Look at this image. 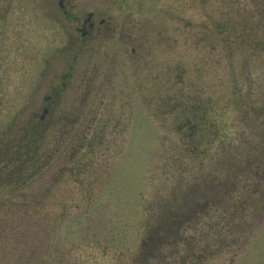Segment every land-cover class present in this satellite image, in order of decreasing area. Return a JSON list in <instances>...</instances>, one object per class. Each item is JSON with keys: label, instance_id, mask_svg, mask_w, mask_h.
Wrapping results in <instances>:
<instances>
[{"label": "rangeland", "instance_id": "374dc122", "mask_svg": "<svg viewBox=\"0 0 264 264\" xmlns=\"http://www.w3.org/2000/svg\"><path fill=\"white\" fill-rule=\"evenodd\" d=\"M69 1L78 16L108 12L106 17L123 27L124 40L109 42L92 57L94 48H84L76 31L81 23L62 12L60 1L0 0V154L10 152L6 148L31 119L37 122L45 114L53 90L70 88L48 105L57 108L44 119L51 126L47 149L59 148L57 159L21 189L28 199L0 197V264H133L150 209L184 172L176 151L194 139L191 124L209 122L210 99L224 108V69L230 64L224 24L229 20L233 30L247 25L253 35L260 30L250 19L239 22L242 14H251V3ZM255 62L251 91L257 98L264 94V59ZM243 140L239 134L233 143L240 149ZM248 140L264 149L254 137ZM243 156L237 157L241 171L247 166ZM186 160L192 168L199 165ZM202 161L208 165L207 158ZM261 164H248L249 173L264 179ZM241 171L237 178L243 181ZM261 183L256 193L255 185L249 190L256 202L250 209L251 228L241 229L240 235L231 232L238 246L220 250H238L237 256L231 263L224 255L207 264H264ZM239 185L235 203L248 195L247 186ZM35 192L44 196L33 204Z\"/></svg>", "mask_w": 264, "mask_h": 264}, {"label": "trees", "instance_id": "16d2710c", "mask_svg": "<svg viewBox=\"0 0 264 264\" xmlns=\"http://www.w3.org/2000/svg\"><path fill=\"white\" fill-rule=\"evenodd\" d=\"M231 1L237 5L251 3V14H242L239 22L246 24L244 18L250 19L260 30L253 35L247 25L242 29L234 25L236 28L233 30L229 20L224 24L225 59L230 62L224 69L227 77L224 108L218 105V99H210L206 101V106H212L206 115L209 122L201 125L193 121L191 124L189 136L194 139L183 141L176 151L180 159L177 162L184 172L177 173L176 185L168 196L150 209L142 244L133 264H207V260L224 255L230 257L231 263L238 250H230L226 254L220 250L238 246L237 236L233 237L231 232L236 231L240 235L241 229L251 228L250 209L256 202L251 197L250 187L255 185L256 193L262 186L259 180H264L260 174L249 173L252 169L248 165L251 162L262 163L264 168L263 147H252L248 140L254 137L264 144V107H258L261 103L264 106V94L254 98L251 91L255 60L264 59V38L261 39L264 37V0ZM41 117L37 122L33 120L35 118L30 120L21 135L10 143L13 146L6 148L9 153L3 151L0 154V197L4 198L1 201L8 200L9 196H16L17 200L21 197L28 199L20 192L21 189L57 159L60 149L50 152L47 149V130L51 126ZM240 123L244 127L239 129ZM239 134L241 139L244 138L240 149L239 144L233 143ZM237 155H245L242 161H246L247 166L242 168L243 171L238 165ZM189 158L199 165L190 167L191 163L186 160ZM203 158L208 159V165L202 164ZM193 170L197 172L193 173ZM239 171L244 173L243 181L237 178ZM58 173L63 175V172ZM186 173L188 175L184 177ZM239 183L243 184L242 188L247 186L248 195L235 203L234 192ZM37 192L31 201L33 204L36 199H43V192L42 197ZM237 222L235 227H230Z\"/></svg>", "mask_w": 264, "mask_h": 264}, {"label": "flooded vegetation", "instance_id": "af4514ba", "mask_svg": "<svg viewBox=\"0 0 264 264\" xmlns=\"http://www.w3.org/2000/svg\"><path fill=\"white\" fill-rule=\"evenodd\" d=\"M58 1H60L59 5H60L62 12L65 15H67V17H70V19L77 20L79 23H81V27H78L76 31L78 33H81L80 37L84 41V48L87 47L86 49H90V50L94 48L95 51L93 52L92 57L94 55L96 57L97 52L103 53V47L107 45L109 42L113 40L123 41L124 38L126 37L123 27L119 28V26L117 25L115 26L113 23L112 17H106L105 14L108 12L105 13L104 11L95 10V11L87 12V14L78 16L75 13V8H73L71 1H69L68 4L65 2V0H58ZM73 15H76L77 17L75 18ZM137 52L138 51L136 50V48H134L133 54H137ZM78 56L79 55H76V59H78ZM105 57L110 58V56L108 55ZM89 63H93V59L90 60ZM72 68L74 69V66H72ZM73 73L74 71L71 72L70 75L68 76L66 75L65 77L63 76V78L70 77ZM68 89L70 88L69 87L64 88V89L60 88L58 91L53 90V94L49 95L46 98L47 106L45 107V114L42 115L41 117L43 120L47 119L46 115H49L50 113L52 114L54 109L57 108L56 106L52 108L51 106H48V105H50L52 101L55 100V97L59 99L62 94L65 95ZM48 126H49V123H48Z\"/></svg>", "mask_w": 264, "mask_h": 264}]
</instances>
